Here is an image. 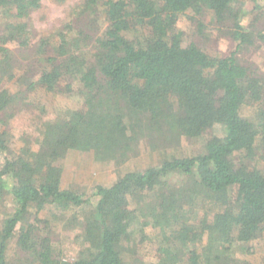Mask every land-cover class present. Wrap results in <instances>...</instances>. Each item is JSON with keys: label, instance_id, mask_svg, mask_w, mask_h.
Masks as SVG:
<instances>
[{"label": "trees", "instance_id": "1", "mask_svg": "<svg viewBox=\"0 0 264 264\" xmlns=\"http://www.w3.org/2000/svg\"><path fill=\"white\" fill-rule=\"evenodd\" d=\"M41 7L0 0V112L13 119L31 103L26 92L68 91L72 82L83 101L68 118L41 121L18 151L0 134V206L11 207L0 218V264H130L128 254L141 264L146 227L163 236L154 264H250L231 249L264 239V75L241 55L264 49V0H80L36 40L29 78L33 64L16 65L12 50L30 49ZM205 13L234 44L229 54L183 42L180 20ZM17 66L29 67L16 78ZM244 107H254L252 118ZM144 127L177 140L207 136L204 152L97 185L95 202L62 189L70 152L118 161ZM44 210L75 237L55 244Z\"/></svg>", "mask_w": 264, "mask_h": 264}, {"label": "rangeland", "instance_id": "2", "mask_svg": "<svg viewBox=\"0 0 264 264\" xmlns=\"http://www.w3.org/2000/svg\"><path fill=\"white\" fill-rule=\"evenodd\" d=\"M80 0H67L63 3H55L53 0H41L42 7L31 14L30 33L35 39L30 42L29 50L13 49V61L16 65L28 64L32 68L28 77L32 78L37 64L33 58L35 52V42L40 37L48 36L54 28H58L70 13L71 7ZM198 22L203 25L202 31L198 29ZM177 29L183 33V42H193L209 55H227L234 49V44L228 38L226 31L222 30L213 22L211 14L205 13L200 17L196 16L188 20L182 18ZM257 30L264 31V20L257 25ZM0 27V33H1ZM243 62L248 65L257 75H264V49L248 50L241 55ZM29 66L15 68L18 78L27 70ZM19 69V70H18ZM15 78V79H16ZM16 82L6 84L11 91H16ZM78 85L71 83L70 90L50 94L38 88L31 92H26V97L30 100V105L23 109L13 119H9L6 113L0 112V134L7 130L10 149L18 151L23 145L24 135L33 138L37 135L35 129L39 127L41 121L53 120L56 118L69 117L70 112L78 109L82 104V98L78 92ZM24 90V88H22ZM25 93V92H24ZM22 109V108H21ZM241 114L252 118L255 114L254 107H244ZM137 139L132 145V151L127 153L125 158L99 163L93 159L92 153L70 152L60 165L63 168L62 189L73 190L77 193L90 197L96 201L95 187L97 185H110L117 177L130 172L140 171L149 167L158 166L166 160L172 158L193 157L204 152V143L207 136L198 139H187L182 137L177 140L172 135L165 134L164 131L148 130L138 131ZM218 133V131H217ZM34 149L37 145L33 144ZM9 201V200H7ZM11 211L8 204L0 206V218L5 212ZM39 218L46 219L51 230V239L55 244L66 242L75 237V232L71 228H64V224L53 220L47 210L42 211ZM170 231V230H169ZM168 230L166 234H170ZM144 235L147 240L139 251L138 258L141 264H154L156 258L153 256L155 250L163 245V236L158 228L146 227ZM134 237L139 239L140 235ZM12 249L9 254H12ZM234 259L250 264H264V239H257L248 244H236L231 249ZM125 260L130 264H140L134 261L131 254L125 256Z\"/></svg>", "mask_w": 264, "mask_h": 264}]
</instances>
